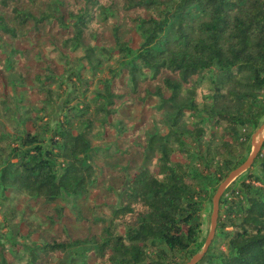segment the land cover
I'll return each mask as SVG.
<instances>
[{"label": "trees", "instance_id": "obj_1", "mask_svg": "<svg viewBox=\"0 0 264 264\" xmlns=\"http://www.w3.org/2000/svg\"><path fill=\"white\" fill-rule=\"evenodd\" d=\"M112 12L117 22L106 38ZM132 28L142 39L137 48L124 33ZM39 37L48 38L65 63L81 50L91 68L102 56H116V64L88 103L66 99L53 124L36 132L0 129V199L9 198L8 189L36 203L42 223L59 224L52 235L21 246L26 264H186L203 250V199L246 160L250 132L264 119V0H0V44ZM15 53L27 59L28 52L13 47L0 52L4 72L15 71ZM46 70L43 80L35 70L36 81L55 83L51 62ZM152 108L166 130L145 131L132 145L143 165L123 181L109 221L79 205L82 229L60 225L63 197L86 202L100 184L114 199L110 179L132 165L96 177L97 158L110 146H94L92 138L101 131L109 136L106 128L134 138L141 124L124 128L119 117L133 110L132 118H141ZM89 114H100L101 131H93ZM208 126L221 131L204 139ZM256 162L258 171L220 195L214 237L194 264H264V158L257 155ZM3 251L0 264H9Z\"/></svg>", "mask_w": 264, "mask_h": 264}, {"label": "rangeland", "instance_id": "obj_2", "mask_svg": "<svg viewBox=\"0 0 264 264\" xmlns=\"http://www.w3.org/2000/svg\"><path fill=\"white\" fill-rule=\"evenodd\" d=\"M116 22V14L112 12V14L108 16V23L104 27V36L106 38L110 37L112 26ZM56 31L55 27L49 29L50 35L53 36L57 34ZM124 31L125 35L131 38L130 45L133 48H137L142 41L139 32L135 31L134 28L130 30L125 29ZM1 44L0 52L2 50L8 52L12 47L17 49V51L28 52L27 59L24 61L19 54L15 53L13 55L14 58L18 59L15 71L10 72L7 70L4 72L0 69V129L9 132L21 130L36 132V129L40 125L46 124L47 122L53 124L56 120L62 118L61 113L63 104L68 98L69 100L67 101L72 105L81 100L88 103L92 94L100 86V81L107 76L108 67L116 64V56H112V58L102 56L100 58L101 62L96 64V68H91L89 65L85 64V60L82 59L83 53L81 50H77L72 55L71 59L65 63L58 56L57 51L53 49V46L50 45L48 38L42 39L39 37L37 41L28 43H24L22 40L4 39L1 41ZM99 44V41H97L92 45L98 46ZM48 62L53 64L58 80L50 85L46 83L40 84V80H43L48 74V70H46ZM18 70L24 71L25 74L19 75L17 72ZM35 70L41 73L39 82L34 78ZM10 78L14 80V83H10ZM48 89H51V92H48ZM262 93L264 95V90ZM5 108L10 109L6 114H4ZM92 114H89V116ZM99 115L100 114H94L91 116L93 118H89L90 120H94L93 123L96 125L93 131H101V128L97 126ZM133 115L134 111L131 110L124 117H119V120L121 119L119 126L132 128L133 126L141 124L136 137L116 136L114 128H106L105 130L109 136L103 134L101 131V134L92 138V144L94 146H100L101 148L110 146L109 150L103 151L97 158L99 166H96V177L104 173L112 175V173H116L118 170H124L121 166L128 164L126 162L132 164L130 168L124 170L125 172L118 171V175H116V173L110 179L107 190L112 188L111 195L113 196L114 193V199L106 196L108 193H105L101 189L100 184H97V186H94L90 190L86 202H76L72 197L65 196L60 201V204L65 207V215L60 225L67 226L74 230L82 229L80 220L75 216L79 205L83 206L85 212H93L92 214L103 217L106 221H109L113 212V207L118 204L119 193L121 192L123 181L129 179L132 173L136 171L139 166L143 165V158L137 154L132 145H134L137 140L140 141L139 138L145 131L163 133L166 130L165 124L161 122L160 114L157 113L154 108L141 118L134 119L132 118ZM263 121L264 119L261 122L263 123ZM113 123H116V121L114 120ZM259 127L260 126L250 132V137L247 139L250 150L246 152V159L251 155L254 149L252 136ZM207 129L208 131L204 139L209 138L211 135L210 131L217 130L218 133L221 131L220 128H212L211 130V126H208ZM254 143L259 145L256 156L258 155L259 158H264V129L255 136ZM127 149H129V153L125 152ZM175 158L184 159V156L176 155ZM146 166L151 172H157V167L153 162H146ZM260 167L261 164L258 162L254 165L251 164L246 170L232 178L225 188L230 184H237L246 172L250 170L258 171ZM225 188L221 191V194L224 192ZM4 195L9 198L7 200L0 199V249H4L3 253H5L9 264H26V258L23 256L25 253L20 250L21 246L23 244H30L31 241L39 240L38 236L40 234L52 235V232L57 229V225L59 224L49 226L42 223L35 214L36 203L27 204L22 196L14 195L8 189L5 190ZM214 195L210 198L205 197L203 199L204 207L201 211L199 238L201 244H205L211 228ZM102 200L107 204L101 205ZM32 222H35L34 232H30L29 223ZM37 224L39 225L38 227ZM121 229V225H118L117 231L119 232ZM213 237L214 233L210 241ZM201 250L199 252H201Z\"/></svg>", "mask_w": 264, "mask_h": 264}, {"label": "water", "instance_id": "obj_3", "mask_svg": "<svg viewBox=\"0 0 264 264\" xmlns=\"http://www.w3.org/2000/svg\"><path fill=\"white\" fill-rule=\"evenodd\" d=\"M264 129V121L263 123L260 125V127L257 129V131L254 133V135L252 136V143H253V151L251 153V155L242 163L240 164L238 167H236L235 169H233L227 176L226 178L219 184L217 191L214 195L213 198V215H212V221H211V228L208 234V237L205 241V244L203 246V250L201 253H197L194 257H192L186 264H194L202 255V253L206 250L210 238L212 237L215 227H216V222H217V215H218V203H219V197L221 194V191L225 188V186L227 185V183L234 177H236L238 174H240L241 172H243L244 170H246L248 167H250V165L252 164L258 149H259V145L254 143V138L255 136L260 133L262 130Z\"/></svg>", "mask_w": 264, "mask_h": 264}]
</instances>
